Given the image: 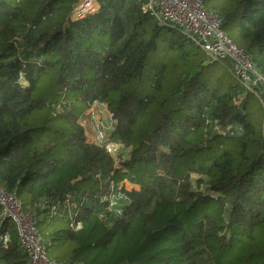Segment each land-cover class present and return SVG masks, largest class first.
Here are the masks:
<instances>
[{"label": "trees", "instance_id": "16d2710c", "mask_svg": "<svg viewBox=\"0 0 264 264\" xmlns=\"http://www.w3.org/2000/svg\"><path fill=\"white\" fill-rule=\"evenodd\" d=\"M75 2L0 0V186L24 208L73 194L82 224L102 222L103 247L138 226L140 252L171 229L182 264H226L231 252L229 264H264V139L251 95L235 102L243 91L228 62H213L224 71L213 78L199 47L147 14L127 35L128 0H98L94 13L70 20ZM215 4L222 30L264 73V0ZM95 101L113 113V140L130 148L119 168L85 141L79 119ZM207 118L240 130L214 133ZM125 178L139 188L125 191L130 202L108 225L99 199ZM66 214L46 209L37 220L58 262L80 249L82 228L70 229ZM5 231L0 264H26L8 220Z\"/></svg>", "mask_w": 264, "mask_h": 264}, {"label": "built area", "instance_id": "2783aa9c", "mask_svg": "<svg viewBox=\"0 0 264 264\" xmlns=\"http://www.w3.org/2000/svg\"><path fill=\"white\" fill-rule=\"evenodd\" d=\"M98 7V0H76L70 20L82 19ZM140 12L151 16L159 26L173 28L192 41L203 52L205 63L228 62L231 75L243 91L236 98V104L239 105L249 93L261 105V134L264 139V73L256 67L246 50L222 30V17L216 11L207 9L203 0H146L140 4ZM206 122H211L212 131L221 135H234L240 130L232 124L218 126L209 118ZM79 123L84 130L85 141L105 149L112 157L113 167H121V163L130 156V148L113 140L115 119L106 103L93 102ZM138 188L126 178L117 183L112 181L109 194L99 199L98 204L103 206L99 217L112 225L130 202L125 191ZM80 204L82 201L78 202L73 194L66 193L62 200L42 197L33 206L24 208L15 192H8L0 186V227L5 220L15 227L19 246L27 255L26 264H68L50 258L42 243L37 220L46 209L52 215L65 211L68 227L79 230L83 225L82 220L77 218ZM9 241V232H0L1 245L7 246Z\"/></svg>", "mask_w": 264, "mask_h": 264}, {"label": "rangeland", "instance_id": "374dc122", "mask_svg": "<svg viewBox=\"0 0 264 264\" xmlns=\"http://www.w3.org/2000/svg\"><path fill=\"white\" fill-rule=\"evenodd\" d=\"M101 1V0H100ZM217 0H205V6L210 10H218V6L215 4ZM218 12V11H217ZM140 6L135 0H128L125 9V20L127 26V35L131 32L134 18L140 16ZM163 48L159 51L156 58L161 57ZM153 60V59H152ZM213 71V78L218 77L224 72L223 65L220 63H213L210 68ZM217 79L216 81H218ZM249 96V109L254 124H257L258 128L261 126L262 109L259 101L252 95ZM137 187V186H136ZM101 221L90 220L84 223L82 229L78 231L79 241L77 245L80 246L79 252L72 258L79 264H105L106 262H112L117 264H182L178 259L180 254L178 252V238L179 232L168 229L160 233L158 238H154L146 246L144 250L140 252L136 251L137 246V232L139 233V227L131 230L126 237H120L115 235L107 247H103L101 243L98 244L99 239H104L105 229L100 225ZM42 243L47 246L48 239L41 236ZM160 238V239H159ZM158 239V241L156 240ZM54 248L50 251L53 253ZM131 253V254H130ZM235 253L231 252L230 256L225 261L226 264L236 261ZM72 264L69 260L60 261Z\"/></svg>", "mask_w": 264, "mask_h": 264}, {"label": "crops", "instance_id": "0c3cea01", "mask_svg": "<svg viewBox=\"0 0 264 264\" xmlns=\"http://www.w3.org/2000/svg\"><path fill=\"white\" fill-rule=\"evenodd\" d=\"M55 260H57V259H55ZM68 260H69L72 264H79V263H77V261H75L74 259L71 260V259L69 258Z\"/></svg>", "mask_w": 264, "mask_h": 264}]
</instances>
